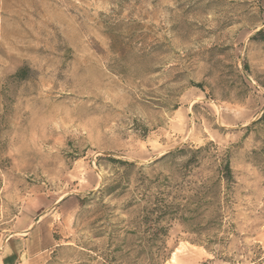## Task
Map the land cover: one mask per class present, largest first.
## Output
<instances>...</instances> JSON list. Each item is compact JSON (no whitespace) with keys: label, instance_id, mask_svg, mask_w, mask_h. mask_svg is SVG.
<instances>
[{"label":"rangeland","instance_id":"obj_1","mask_svg":"<svg viewBox=\"0 0 264 264\" xmlns=\"http://www.w3.org/2000/svg\"><path fill=\"white\" fill-rule=\"evenodd\" d=\"M263 113L264 0H0V229L48 215L42 264H109L205 185L207 230L172 221L165 264H264Z\"/></svg>","mask_w":264,"mask_h":264},{"label":"trees","instance_id":"obj_2","mask_svg":"<svg viewBox=\"0 0 264 264\" xmlns=\"http://www.w3.org/2000/svg\"><path fill=\"white\" fill-rule=\"evenodd\" d=\"M261 122H264V113L254 124ZM206 151V148L196 150L176 149L167 154L165 158H188L183 164V168L192 172L201 166V157ZM112 160L115 164H121L127 168L134 166L133 163ZM233 180L230 159L226 157L221 160L218 167L215 184L220 186L224 183L229 186L233 183ZM192 192L195 194L188 199L186 205H168L165 197H168L169 194L165 196L160 193L161 196L165 197L156 199V203L151 208H145L143 215L140 217L139 228L136 231L127 232V235L135 238L134 242L129 245L127 239H125L119 249L110 253L108 263L165 264L169 259L166 238L172 221H179L191 233L202 235L207 230L202 226V221L206 220V215L213 207V198L211 197V191L205 185ZM175 201H177V198H175ZM126 249H128L127 252H125Z\"/></svg>","mask_w":264,"mask_h":264},{"label":"crops","instance_id":"obj_3","mask_svg":"<svg viewBox=\"0 0 264 264\" xmlns=\"http://www.w3.org/2000/svg\"><path fill=\"white\" fill-rule=\"evenodd\" d=\"M24 220L13 232L0 229V264H42L55 246L48 215L34 216L27 224Z\"/></svg>","mask_w":264,"mask_h":264}]
</instances>
